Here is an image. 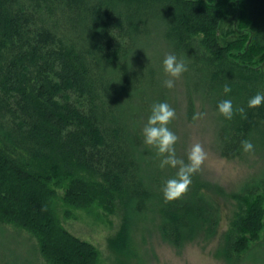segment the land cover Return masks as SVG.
<instances>
[{"label":"trees","instance_id":"obj_1","mask_svg":"<svg viewBox=\"0 0 264 264\" xmlns=\"http://www.w3.org/2000/svg\"><path fill=\"white\" fill-rule=\"evenodd\" d=\"M224 3L227 13L239 15L244 37L238 43L250 40L244 63L243 52L218 40L223 17L215 4ZM215 4L0 0V223L32 235L46 264H100L97 248L62 225L60 203L120 213L118 231L107 241L117 264H145L137 236L157 233L176 251L214 239L218 198L238 207L214 257L236 264L261 243L264 184L261 193L230 196L194 181L180 199L166 203L162 188L174 177L150 166L153 149L143 144L151 112L144 88L156 86L143 49L155 41L187 65L182 77L195 89L183 94L187 119L197 94L215 110L224 99L234 111L245 109L243 117H219L221 156L239 157L243 140L264 152V104L247 108L252 96L264 94V61L257 59L264 57V0ZM161 99L172 107L171 94Z\"/></svg>","mask_w":264,"mask_h":264},{"label":"rangeland","instance_id":"obj_2","mask_svg":"<svg viewBox=\"0 0 264 264\" xmlns=\"http://www.w3.org/2000/svg\"><path fill=\"white\" fill-rule=\"evenodd\" d=\"M216 3L219 0H206ZM221 10L223 17L222 26L218 31V40L224 48L234 50L237 54L243 52L239 61L245 62L249 58V38L238 43L243 38L244 32L239 28V15L228 12L224 7L226 3L215 4ZM219 5V6H218ZM223 10V12H222ZM150 41L146 44L144 60L148 67L155 72L154 88H144L146 102L152 108L153 104L160 103L162 93L171 94L172 108L175 110V118L168 125V128L176 134L179 139L175 144L176 156L187 163V151L195 143H200L207 154V158L201 166L199 172L191 177L194 181L207 182L224 189L232 196L244 190L253 193H261L264 184V152L253 150L250 153L242 152L239 157L227 159L222 157L219 151L221 141L219 139V117L215 108L210 103H201V94H197L194 99V114L205 113L203 118L187 119L186 102L183 94L194 93V88L187 86L181 76L175 81L172 89L165 88L163 81L167 78L162 70V61L169 53L161 45ZM246 42V43H245ZM239 55V54H238ZM264 61L262 59L257 58ZM256 58L254 60H257ZM245 60V61H244ZM258 60V61H259ZM253 61V60H252ZM252 61H248L251 63ZM256 66L261 65L255 62ZM189 77V76H188ZM138 100V97H131ZM262 106V105H261ZM203 108V109H202ZM202 110V111H201ZM148 116H150V113ZM194 116V115H193ZM151 167H159L160 160L155 155V150L149 158ZM165 174L175 177L178 169L165 167ZM194 184V183H193ZM190 186H193L190 184ZM189 186V187H190ZM255 190V191H254ZM220 226L216 237L206 243H193L186 245L182 250L176 251L169 244L161 240L155 233L151 238L137 236L140 248H142L141 258L145 264H229L224 260L214 257V253L220 244V238L229 229L230 221L237 210V202L231 198H218ZM59 218L62 225L80 240L86 241L97 248L100 254V264H117L114 254L108 248V239L113 237L120 225V213H107L100 208L92 211L83 209L64 208L58 204ZM69 210L70 216L65 217L64 212ZM264 224V219H263ZM261 243L253 246L236 264H264V229L261 231ZM0 264H46L37 244V240L28 232L16 228L10 224L0 223ZM129 264H139L132 261Z\"/></svg>","mask_w":264,"mask_h":264},{"label":"clouds","instance_id":"obj_3","mask_svg":"<svg viewBox=\"0 0 264 264\" xmlns=\"http://www.w3.org/2000/svg\"><path fill=\"white\" fill-rule=\"evenodd\" d=\"M162 70L167 77L163 81V86L172 89L175 86V81L187 71V65L183 60H178L174 54L169 53L162 61ZM231 91V86L225 84L224 94ZM262 104H264V94L258 92L248 100L247 108H259ZM216 111L227 120H231L234 114H239L242 117L245 115L244 108L234 111L231 99L220 101ZM175 115V110L167 102L155 103L142 129L143 144L155 150V155L160 160L159 167L161 169L165 167L178 169L175 177L167 180L162 188V196L166 203L180 199L188 191L192 182L191 177L200 171L207 158L203 146L198 142L187 151V163L177 158L174 146L179 137L168 128ZM205 115V113H196L193 119L203 118ZM241 148L244 153H250L253 151L254 145L249 140H243Z\"/></svg>","mask_w":264,"mask_h":264}]
</instances>
